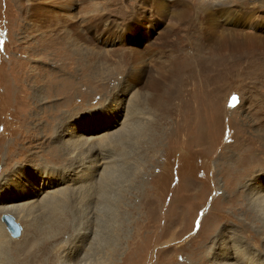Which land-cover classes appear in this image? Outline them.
Listing matches in <instances>:
<instances>
[{"label": "rangeland", "instance_id": "1", "mask_svg": "<svg viewBox=\"0 0 264 264\" xmlns=\"http://www.w3.org/2000/svg\"><path fill=\"white\" fill-rule=\"evenodd\" d=\"M168 1L0 0V217L22 230L0 220V264H264V74L210 59L197 1Z\"/></svg>", "mask_w": 264, "mask_h": 264}, {"label": "bare ground", "instance_id": "2", "mask_svg": "<svg viewBox=\"0 0 264 264\" xmlns=\"http://www.w3.org/2000/svg\"><path fill=\"white\" fill-rule=\"evenodd\" d=\"M87 1V0H84ZM141 2V4H143L144 7H149L150 11H152L154 14H158V15H163L164 10L165 9H171L170 6V2L167 0H139ZM197 1V5L198 8H196L198 11H201L202 13L205 14V16L208 18L207 20L209 21V24L206 28V34L205 39L203 41V43L201 44V47H199L200 51H203L205 53V55H208L210 59L212 60H217L220 65H223L225 68H227V70L231 69V68H236V67H242L243 66V73H244V68H246L245 70V74L250 75V76H257V74L262 75L264 74V35L262 34H258V33H253V32H246L243 30H234L232 28H224V29H220L221 25L219 22V19L217 16H215L214 11H212V13L208 10L209 7L212 8H216L215 10L218 11L221 9L222 16H225L226 14H228L229 12H231V10H235L238 11L236 13V15H234V13H231L229 15H227V18L225 20H228V22H232L233 18L235 17L237 22L240 23L241 20L243 21H248L249 18L247 16L248 13L250 12H254V14L252 15V18L255 17V21H257V24H262L264 23V17L262 16V14L260 13L259 15L256 14V12L254 11V9L256 8V1H262V3L264 4V0H212L211 2L207 1V0H196ZM63 2V1H62ZM179 2V1H178ZM254 3L253 6L249 7V4ZM261 3V2H259ZM258 3V4H259ZM96 5V3H91V4H87L86 7H84V10L86 12H89V10H96V8H94ZM94 6V7H93ZM132 8L129 6H127L126 8L130 11V10H134V5H132ZM259 7V6H258ZM260 8V7H259ZM256 10V9H255ZM262 10V9H261ZM136 12V11H135ZM151 12V13H152ZM147 13L146 9L144 12H139L137 11V17H139V20L141 19H146L149 18L148 14H144ZM183 15V13L181 14H176L174 15L175 17L180 18ZM135 16V14H134ZM133 19V20H132ZM130 20H132V22H136L138 21L137 19L132 18ZM95 22V21H94ZM73 23V22H72ZM151 24V23H150ZM90 25V24H89ZM153 26H156V23L153 24ZM93 26H90L87 30V32H90L89 30H92ZM155 30V28L152 29V31ZM99 32V31H98ZM176 33V32H175ZM83 34V33H82ZM156 34L159 35L158 39L160 42L165 43L166 39L165 37L168 35L167 34H163L161 31H158ZM81 35V34H80ZM157 35V36H158ZM201 35L200 37L202 38ZM162 36V37H161ZM139 37V36H137ZM83 38V36H82ZM139 39V38H138ZM157 43V42H156ZM161 44V43H160ZM159 44V45H160ZM77 45V44H76ZM148 45V44H147ZM157 45V46H159ZM207 45V46H206ZM162 46V45H161ZM156 47V46H155ZM208 47V48H207ZM160 50V49H159ZM258 50H261V52H258ZM199 51V52H200ZM140 51H133L130 52L135 54V56H138V58L140 57ZM198 53V52H197ZM202 53V52H200ZM193 55V54H192ZM195 57V56H194ZM137 57H131L130 55V59H133V61L136 59ZM192 58V57H191ZM180 60V59H179ZM133 63V62H132ZM159 63V62H158ZM168 67V66H167ZM139 68V67H138ZM260 68L262 69V71L260 70ZM169 69V68H168ZM163 71V70H162ZM261 71V72H260ZM164 72V71H163ZM145 73V72H144ZM169 73V71L167 72ZM161 76V75H160ZM173 76V75H172ZM163 77V75H162ZM258 77V76H257ZM262 77V76H261ZM155 80V79H154ZM175 82V80H174ZM161 83V82H160ZM156 87V86H155ZM152 88V87H151ZM152 90V89H151ZM158 94V93H157ZM160 95V94H159ZM148 96V95H147ZM150 96V95H149ZM149 98V97H148ZM160 99V98H159ZM149 100V99H148ZM157 100V99H156ZM155 104V103H154ZM160 104V101H159ZM157 105V104H156ZM160 107V106H159ZM153 108V107H152ZM149 110V109H148ZM158 111V110H157ZM133 114V113H132ZM116 123V119L114 121V123H112L111 125H114ZM126 123V122H125ZM122 129V128H121ZM130 129V128H129ZM126 132V130H124ZM74 134V133H73ZM77 134V132H76ZM122 134V133H121ZM130 136V135H129ZM105 144V143H104ZM101 146V145H100ZM101 152V151H100ZM101 154V153H100ZM129 154V153H128ZM97 155V154H96ZM104 154H102V156L97 155L96 157H94L92 159V162L89 167V169L91 170V172L93 173H98L99 170L102 168L104 171V176H107L106 178H108L110 176V174L112 173L110 169H107L110 167L109 165V161L107 160V157L103 156ZM108 156V155H107ZM81 157V156H80ZM79 157V158H80ZM87 157V156H86ZM85 157V158H86ZM109 157V156H108ZM76 158V157H75ZM84 158V159H85ZM72 159V158H71ZM73 160V159H72ZM88 160V158H87ZM104 161V163L101 161ZM71 161V160H70ZM84 161V160H83ZM86 161V160H85ZM73 162V161H72ZM82 162V161H81ZM84 165V164H82ZM112 165V164H111ZM87 166V165H86ZM113 168V166H111ZM86 169V168H85ZM88 169V170H89ZM84 170V167H83ZM88 172V171H86ZM109 173V174H108ZM85 174V172H84ZM108 174V175H107ZM89 175V174H88ZM95 175V174H93ZM85 177V176H84ZM91 177V176H90ZM87 179V177H86ZM104 179V178H102ZM101 180V179H100ZM93 181V179H92ZM110 181V180H109ZM85 182V181H84ZM89 182V181H88ZM97 184V183H96ZM95 184V186H96ZM103 184V182H102ZM92 185V184H90ZM105 186V185H104ZM87 187V186H86ZM97 187V186H96ZM89 189V188H88ZM93 189V188H92ZM98 189V188H97ZM83 190V189H82ZM91 192V190H90ZM89 192V193H90ZM95 192V191H94ZM84 193V192H83ZM82 193V194H83ZM81 194V197H82ZM84 196V195H83ZM87 196V195H86ZM97 197V196H96ZM95 197V198H96ZM90 198V197H89ZM94 198V199H95ZM87 199V198H86ZM89 200V199H88ZM88 200H86V202H88ZM90 201V200H89ZM89 204V203H86ZM86 206V205H85ZM34 208V207H33ZM87 208V207H86ZM94 208V207H93ZM9 209V208H8ZM85 211H87V209H85ZM9 212V211H8ZM88 212V211H87ZM90 212V211H89ZM82 213V212H81ZM112 213V212H111ZM83 214V213H82ZM10 215V214H9ZM87 215V214H86ZM90 215V214H89ZM95 216V215H94ZM92 219V218H89ZM16 220V218H15ZM17 221V220H16ZM91 221V220H90ZM83 222V221H82ZM94 222V221H93ZM79 225V224H78ZM77 226V225H76ZM58 228V230L60 232H55L54 236H58L57 238H60L61 236L64 235V233L68 230V228H61V226H56ZM80 227V226H79ZM66 230V231H65ZM21 234H22V230H21ZM20 234V235H21ZM20 237V236H19ZM18 238V237H15ZM97 245V243H96ZM116 248V247H115ZM34 251L30 252L32 253L33 259L32 261L34 262L37 261L38 259L42 258V256L45 254L43 251V247L41 249H33ZM93 250V249H92ZM98 250V249H97ZM97 250L94 251L93 255L94 257L96 256V254H98ZM111 250V249H110ZM100 254V253H99ZM240 254V252H239ZM234 255V253H233ZM241 256V255H240ZM239 256V258H240ZM248 259V258H247ZM246 261H242L243 264H251V262L249 260ZM97 260V259H96ZM100 260H97L96 263L100 264ZM239 262V261H238ZM241 264V262H240Z\"/></svg>", "mask_w": 264, "mask_h": 264}, {"label": "water", "instance_id": "3", "mask_svg": "<svg viewBox=\"0 0 264 264\" xmlns=\"http://www.w3.org/2000/svg\"><path fill=\"white\" fill-rule=\"evenodd\" d=\"M0 220L4 223L6 229L12 237H18L21 234V226L12 215L3 213Z\"/></svg>", "mask_w": 264, "mask_h": 264}, {"label": "snow or ice", "instance_id": "4", "mask_svg": "<svg viewBox=\"0 0 264 264\" xmlns=\"http://www.w3.org/2000/svg\"><path fill=\"white\" fill-rule=\"evenodd\" d=\"M236 98L235 97H233V100H235Z\"/></svg>", "mask_w": 264, "mask_h": 264}]
</instances>
